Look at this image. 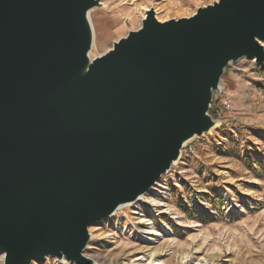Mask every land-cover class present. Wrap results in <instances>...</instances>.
Returning <instances> with one entry per match:
<instances>
[{
  "label": "water",
  "instance_id": "obj_1",
  "mask_svg": "<svg viewBox=\"0 0 264 264\" xmlns=\"http://www.w3.org/2000/svg\"><path fill=\"white\" fill-rule=\"evenodd\" d=\"M101 0H0L2 264L84 255L89 227L138 202L210 115L225 69L264 67V0H218L188 18L145 10L92 57Z\"/></svg>",
  "mask_w": 264,
  "mask_h": 264
},
{
  "label": "rangeland",
  "instance_id": "obj_2",
  "mask_svg": "<svg viewBox=\"0 0 264 264\" xmlns=\"http://www.w3.org/2000/svg\"><path fill=\"white\" fill-rule=\"evenodd\" d=\"M216 1L101 0L102 7L90 13L91 56L138 29L143 7L163 22L188 18ZM220 90L212 103V108L224 107L219 125L186 143L177 163L144 198L91 225L86 257L123 264L152 251L167 253L163 264H203L202 259L264 264V67L240 59L225 69ZM140 216L157 232L150 241L143 238L146 222L140 223ZM117 222L129 232L116 234ZM64 261L47 257L32 264H75Z\"/></svg>",
  "mask_w": 264,
  "mask_h": 264
},
{
  "label": "bare ground",
  "instance_id": "obj_3",
  "mask_svg": "<svg viewBox=\"0 0 264 264\" xmlns=\"http://www.w3.org/2000/svg\"><path fill=\"white\" fill-rule=\"evenodd\" d=\"M141 10H146V7H143ZM147 10H148V8H147ZM175 164L176 163H173V165H175ZM142 198H144V197H140L139 200H141ZM151 203H152V205L156 206L157 201L151 200ZM124 207H126V206H121V207L118 208V210H121ZM138 219H139L140 223H143V222L145 223L146 222V220L143 218V216H140ZM145 224H146V228L143 229V231H145V233L143 232V234L145 236L143 238L146 241H150V240H152V239H150L152 236H157V232L153 229L151 221L150 222H146ZM115 229L117 231L116 234H118V235H122L123 233H128L129 232L127 230V228H126V224L123 223V222H117ZM164 255H167V253H163V254L161 253L160 254L158 252L147 251L145 256L138 257L137 259L135 258V260H132L130 263H123V264H163L161 262V259H162V257ZM185 257H186V255L183 256V258H185ZM202 261H203V264H210L206 259H202ZM191 264H197V263H194V261L192 260Z\"/></svg>",
  "mask_w": 264,
  "mask_h": 264
},
{
  "label": "built area",
  "instance_id": "obj_4",
  "mask_svg": "<svg viewBox=\"0 0 264 264\" xmlns=\"http://www.w3.org/2000/svg\"><path fill=\"white\" fill-rule=\"evenodd\" d=\"M227 107H229V106H227ZM211 108H212V106H211ZM212 110H213V112H212V114L210 113V115L214 119L220 120L221 116H222V113L224 111V107H213Z\"/></svg>",
  "mask_w": 264,
  "mask_h": 264
}]
</instances>
